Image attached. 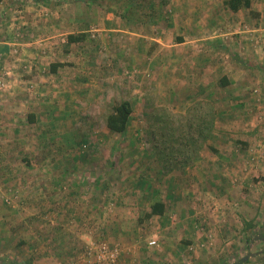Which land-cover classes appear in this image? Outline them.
Masks as SVG:
<instances>
[{"label": "crops", "instance_id": "crops-1", "mask_svg": "<svg viewBox=\"0 0 264 264\" xmlns=\"http://www.w3.org/2000/svg\"><path fill=\"white\" fill-rule=\"evenodd\" d=\"M249 1V6L231 10L225 5V0H0V74L3 81L5 73L13 76V82L21 77L25 58L33 60L28 70L30 73H22L25 80L31 77L41 79V76L49 74L54 76L62 62L55 58L56 53L75 46L80 50L79 58L83 59L87 42L90 37H95V54L100 52L102 58H107V64L117 58L120 65L139 67L142 71L139 79L144 83V90L148 83L153 82L161 93L171 92L168 96L172 99L209 95L225 102L216 110L214 130L201 150L200 169L205 173L192 171L186 175H173L177 181L174 183L178 188L176 194L188 196L187 205L172 201L169 206L165 199L159 198L149 204L131 202L133 205L122 207L126 213H116L117 207L114 212L107 213L108 221L103 224L101 219L88 221L99 214L93 213V200L83 195L96 192L104 183H97L98 173H0L3 195L16 194L15 201L11 200L8 206L0 202V226L10 224L13 231L3 227L0 241L10 244L13 249L15 243L9 239L25 229V245L32 249V252L26 251L29 264H64L73 252L86 244L89 237H94L88 226L97 225L101 229L105 225L106 229L94 231L96 238L103 233L111 242L129 243L119 264H264V249L250 252L251 262L246 250L236 247L239 242L247 248L252 239L264 243V229L258 235H247L242 239L237 220L226 211L231 210V202L227 199L236 194L238 180L246 179V173L252 172L248 160L239 157L240 152L252 144L258 149V154L264 151L263 139L256 140L257 135L264 134V46H260L264 30L251 33L243 28L246 19L264 15V5ZM165 11L173 12L168 15ZM165 16L171 19L165 21ZM68 35L75 38L69 40ZM118 35H123L122 41ZM12 49L19 51L18 56L2 60ZM96 59L97 56L91 58L95 62ZM1 63L7 72H2ZM53 64L56 65L54 70L51 69ZM5 94L0 89V133L6 127L8 130L18 128L16 117L17 114L22 115L19 99L14 107H1ZM9 94L8 99L11 98ZM123 99L132 102L129 98ZM84 111L86 109L77 113ZM59 113L63 114L62 109ZM132 114L133 110L130 119ZM250 115L254 117L250 118ZM28 119L31 124L37 122L36 113H30ZM67 122H55L53 127H65ZM48 128H51L49 123L42 127ZM234 134L238 139L229 140V135ZM3 141L4 137L0 136V157L5 154ZM233 146L236 150H232ZM204 155L219 163H227V173H206L212 167ZM196 160L194 162H198ZM262 171L264 173V167ZM147 176L145 173L139 181L146 182ZM113 178L108 177L105 184L112 186ZM186 178L188 184L180 188L178 182ZM232 179H235L231 185L233 189L228 186ZM37 181L42 182V186L37 185ZM113 191L110 190V194ZM157 199L163 202L164 211L147 216ZM233 204L237 206V200ZM138 208L141 210L140 218L144 216L154 221L160 218L161 224L170 221L184 234L160 235V240L152 235L145 239L146 243H143L144 239L136 240L133 233L128 232L126 237H122V230H129L126 227L133 222L129 219L132 214L128 212ZM192 209L194 213L203 214L206 229L212 233L218 228L220 234L217 237L214 233L212 237L214 247L204 249L207 255L202 250L196 249L192 253L187 249L190 240L197 247L205 242L201 235H193L192 226L184 225L188 223L185 214L188 215ZM177 215L183 218L177 219ZM187 217L191 218L190 215ZM257 224H264V219H259ZM235 232L237 234L233 235ZM150 238L157 239V246L147 244Z\"/></svg>", "mask_w": 264, "mask_h": 264}, {"label": "rangeland", "instance_id": "rangeland-1", "mask_svg": "<svg viewBox=\"0 0 264 264\" xmlns=\"http://www.w3.org/2000/svg\"><path fill=\"white\" fill-rule=\"evenodd\" d=\"M253 1L264 5V0ZM165 12L169 15L173 11ZM170 19V16L164 17L165 21ZM243 25V28L249 32L251 29L263 31L264 15L259 18L246 19ZM257 28L259 30H256ZM119 36H121L120 41H122L123 35H118L117 37ZM128 38L129 35L127 40ZM94 39L95 37H90L89 42H87L88 47L83 59L79 58L80 50H76L75 46L69 47L67 51L65 50L66 52L61 50L56 53L55 58L61 59L62 62L59 72L54 76L49 74L44 77L41 76V79L31 77L30 80H25L22 73H30L28 70L31 68L33 60L24 57L21 77L16 79V82H13V76L5 73L8 70L4 69L5 66L1 63L3 66L1 70L5 73L3 76V92L5 91L6 93L3 96L4 101L1 107L5 105L6 107H14V105H18L17 101L19 99V109L22 111V115L17 114L18 117H16L18 128L13 129L12 127L8 130V127H6L3 133H0V136L4 137L3 153L5 151V154L0 157V173H65V171L67 173H98L100 178H97V183L102 181L105 187L100 184L96 192L83 195L86 196V199L93 200L94 205L92 208L95 209L93 213L99 214L98 217L89 218L88 221L101 219V221H104L103 224L108 221L107 213L114 212L115 207H117L116 213H126L127 211L124 212L122 207L133 205L130 204L131 202L141 201L144 204H149L155 198H159V200L165 199L169 206L172 205V201L187 205L188 196L176 194L178 188L175 187L174 183L177 181L173 175L176 173H180V175L184 173L186 175V173H193L192 171L205 173L200 169L202 166V162L199 160L201 152L200 157L196 160L198 162L192 163L182 171L174 170L167 173L160 170L154 159V153L151 150L150 141L146 134L148 127L146 114L154 108H165L175 114L184 113L187 107L197 101L201 102L204 108L211 106L216 113V110L221 108V105H224L225 102L209 95L198 98L172 99L168 96L171 92L164 91L161 93V90L157 89L153 82L148 83L144 90V83H141L139 79L141 78L140 75H142L139 67L120 65L117 58L110 60V64H107V58H102L100 52H98L100 56L95 54L97 52L94 48ZM131 39L134 40L133 38ZM262 41L260 46H264V37ZM260 42L259 40L258 43ZM18 52L17 49H12L10 54L7 53L2 57L4 58L2 60L17 57ZM93 56H97L96 62L91 60ZM13 73L15 72L13 71ZM109 80H112V82H108ZM12 86L16 87L15 90H13ZM9 92L11 93V98L8 99ZM141 93L142 98L140 97ZM14 95L19 98H13L15 97ZM123 97L132 101V118L124 134L113 133L107 129L105 117L111 106ZM61 109L63 114L59 113ZM83 109H86V111L82 114L77 113L78 110L83 111ZM20 110H17V112H20ZM33 112L36 113L37 122L31 124L28 116ZM251 117H254V115H250ZM66 121H68V124L65 127L58 125L53 127L55 122L64 123ZM46 123H49L51 128L42 129ZM263 137L264 134L257 135L256 140L263 139V144ZM228 139L235 140L238 138L234 134L229 135ZM66 141L68 144H66ZM208 145H206L207 148H209ZM255 147L252 144L250 148L247 147L240 152L239 157H244L248 160L252 167V172L246 173V179L238 180L240 188L234 189L237 195L233 193L227 199L231 202V210L227 209L226 211H229L230 215L232 214V217L237 220L238 227L243 233L242 239H244V236L246 238L247 235H251V237L258 235L264 229V224H257L259 219H264V173L262 171L264 167V151L261 150L262 154L260 155ZM232 150H236V148L234 147ZM64 157L67 159H64ZM204 159L212 167L211 171L206 173H227L226 169L229 166L227 163H219L217 160L207 158L206 155H204ZM259 165H261V168L258 167ZM245 169L248 168L245 167ZM145 173L148 175L146 182L139 181L141 176H145ZM108 177H114L112 186L105 184L108 182ZM258 181L259 183L257 184ZM38 183L42 186V182L37 181V185H39ZM234 183L235 179H232L228 181V186L233 189L234 187H231V185ZM254 183L255 185H253ZM184 184H188L187 178L178 182L180 188L185 186ZM110 190H115L116 194H114V191L113 194H110ZM1 191L0 202L5 204V206H8L11 200L15 201L16 194L6 193L3 195ZM235 196L237 199L233 200ZM183 197L185 198L183 199ZM214 197L219 198L218 195H214ZM236 200L238 202L237 206L233 204V201L236 202ZM140 212V208L134 212L132 210L128 212V214H132L129 219L133 220V222L126 227L129 230L126 232L122 230V237H126L129 232L133 233L136 240L144 239L143 243H146L145 239L152 235L157 236V239L160 240V235L170 237V233L173 234V232L178 235L184 234L182 229L176 228L178 225L171 224L170 221H164V224H161L160 218L155 221L149 220L144 216L140 218ZM188 215L191 216L189 218L190 222ZM188 215L185 214V219L188 223L184 225L187 227L192 226L193 235H201V238L205 241H199L201 243L204 242V245L200 246L201 244H199L197 247V244L190 240L191 243L187 246L188 252L193 253L197 249V251L202 250L201 252L207 255V250L204 249L214 247L212 237H214V233L217 237L220 236V234L218 235V228L211 233L209 228L206 229L207 224L202 218L203 214L194 213L193 209ZM182 218L181 215H177V219ZM9 225L0 226V231L5 227L8 231L13 232L10 230ZM158 225L161 226L159 227ZM88 228L92 230L94 237H89L87 241L85 240L86 244L81 246L82 248H78L79 250H76V252H73L65 263L85 264L84 260H86L85 257L88 252H94L97 245L104 242L109 248L116 246L119 249L115 262V264H119L122 252L129 243L111 242L102 232V235L100 234L96 238L94 231L104 229L105 225L101 226V229L97 225L88 226ZM26 233L25 229L23 233L18 231L13 239H9L15 243L13 249H11L10 244L0 241V264H29L30 261L26 251L31 250L30 252H32V249L25 245ZM236 234L235 232L233 235ZM152 239L154 238H150L149 241ZM157 239L154 240L156 241ZM149 241L147 242L149 246H157L158 244L157 241L155 244H149ZM236 244V247L246 250L247 256L254 250L264 249V243H257L254 239H252L251 245L247 248L242 247L243 245H240L239 242ZM192 245H196L195 248L191 249ZM23 247H25L24 250L22 249ZM239 252L244 253L241 250ZM17 255L20 259L16 258ZM93 255L88 257L90 260H86V264H96ZM263 255L262 257L264 258ZM73 256L74 258H72ZM251 260L249 258L248 261ZM235 261L237 260L235 259Z\"/></svg>", "mask_w": 264, "mask_h": 264}, {"label": "trees", "instance_id": "trees-1", "mask_svg": "<svg viewBox=\"0 0 264 264\" xmlns=\"http://www.w3.org/2000/svg\"><path fill=\"white\" fill-rule=\"evenodd\" d=\"M249 4V0H225V5L231 10L247 7ZM74 38V35H68L69 40ZM55 66L53 64L51 69L54 70ZM212 109L211 106L204 108L201 102L197 101L187 107L184 113L175 114L165 108H154L146 114V134L160 170L167 173L182 171L199 157L214 130L216 113ZM132 110L129 100L123 99L114 103L105 117L109 131L124 133ZM163 211L164 204L157 199L147 216L161 214Z\"/></svg>", "mask_w": 264, "mask_h": 264}, {"label": "built area", "instance_id": "built-area-1", "mask_svg": "<svg viewBox=\"0 0 264 264\" xmlns=\"http://www.w3.org/2000/svg\"><path fill=\"white\" fill-rule=\"evenodd\" d=\"M254 31L255 29L250 30V32H254ZM3 86H4L3 79L0 76V89H3ZM155 242L156 241L152 239L151 241H149V244H155ZM195 246L196 245H192L191 249L195 248ZM200 246H202V244ZM118 254H119V249L116 246L109 248L104 242H101L97 245L95 251L92 253L88 252L85 258L88 261L90 260L88 259V257H91L93 255L95 259L94 262L96 264H115ZM86 260H84L85 264H86Z\"/></svg>", "mask_w": 264, "mask_h": 264}]
</instances>
